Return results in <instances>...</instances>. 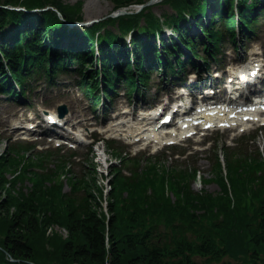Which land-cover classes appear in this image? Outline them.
I'll list each match as a JSON object with an SVG mask.
<instances>
[{
    "label": "trees",
    "instance_id": "trees-1",
    "mask_svg": "<svg viewBox=\"0 0 264 264\" xmlns=\"http://www.w3.org/2000/svg\"><path fill=\"white\" fill-rule=\"evenodd\" d=\"M106 1L119 10L149 0ZM260 1L162 0L159 4L170 7L171 13L155 16L152 5L107 17L82 32L84 39L78 29L63 25V21H82L81 2L0 0V91L16 95L10 78L23 92L41 74L52 82L70 61L81 67L77 71L81 87L97 89L95 71L83 69V51L92 53L89 43L94 39L105 94L115 89L120 76L128 77L131 91L136 79L141 85L148 80L149 73L142 68L146 57H150L151 63L146 64L150 69L173 72V67H185L178 57L174 56L173 63L156 56L171 49L178 56L183 54L175 43L169 46L162 40L155 46L153 37L159 35L161 26L173 27L182 45L194 52L201 45L205 55L216 59L226 39L235 41L234 8L241 15L242 28L252 31L256 17L262 16L255 9ZM18 7L39 11L26 13ZM45 7L55 11L41 10ZM206 8L211 19L204 26L200 14L207 15ZM187 16L203 36L200 33L192 40L186 35ZM242 33L248 36L245 29ZM127 34L130 50L125 43ZM83 41L87 46L83 47ZM123 60H133L134 69L128 68L129 62L121 65ZM121 159L130 165V175L113 168L106 218L95 177L75 175L72 156L35 153L33 146L24 143L10 145L0 155V264H219L225 258L231 261L228 264H264V163L259 154L240 149L226 154V178L215 157L213 181L219 190L214 194L191 189L194 169L165 170L159 160H146L140 168L137 159ZM63 177L70 192L63 191ZM54 227L65 229L67 237L46 236Z\"/></svg>",
    "mask_w": 264,
    "mask_h": 264
},
{
    "label": "rangeland",
    "instance_id": "rangeland-1",
    "mask_svg": "<svg viewBox=\"0 0 264 264\" xmlns=\"http://www.w3.org/2000/svg\"><path fill=\"white\" fill-rule=\"evenodd\" d=\"M62 1L65 4H75L77 2H81L80 14L82 16L81 22L83 23L93 19L101 21L104 18L116 13V11L113 10V4L106 0ZM131 9L134 8L132 7ZM151 12H153L155 16H159L163 13H171V8L168 6L155 4L151 8ZM109 29L116 33L115 28ZM254 32V38L246 40L244 42V45L240 44L239 47L235 49L231 46V43L223 44L221 48V55L219 56L221 57L223 64L228 63L227 61L229 59L239 58L240 55L243 61L247 60L248 55H246L245 53L246 50L250 49V51H255L254 47H260V49L257 51L264 52V20L262 19V17L258 18L257 24L256 26H254ZM197 55L199 57L203 55V52L200 51V48H197ZM213 64L214 62L209 63L208 69H211L213 67ZM188 69H190V66L186 67L187 71H189ZM203 74L204 73L200 71L198 84H200L201 81L199 80ZM160 76L161 75L159 73L153 74L151 81L148 84V88H143L141 91H139V93H137V97L140 98V96L144 92L147 95V98H149V101L152 102V104L160 101V96H163L164 94L162 92H159L158 89L165 86V82H162ZM193 78L191 79L192 81L194 80ZM77 80L78 76H64L63 74H61L59 77H56L54 79V83L50 85L46 84L41 78L36 83H33L31 90L27 91L25 96H22V98L20 99L16 100L8 99L6 97H0V155L5 153L7 144H10L14 142L15 139L22 137L19 134L16 135L14 130L10 129V124L14 123V120H18V122H21L24 120H34L38 117L42 119L44 117L43 111L56 114V108L61 104L65 105L67 108V113L63 118V120H66V123H68V125H66L65 127H67V129L72 128V130L81 132L84 135L86 134L85 128L94 126L93 124L95 122L99 131H105L106 135H117L118 132L112 134V132L109 131V128L111 126H114L116 123H114V125H111L113 123L109 121L110 123L108 122L106 124V121L108 119H111L112 121L119 118L118 113L123 109L125 110V108H128L127 110H138V107H135V105H140L139 99L136 102V96H127L123 89H119L110 104H107L108 102H99V106L95 108L92 106V102L91 100H89L88 96H86L83 91L77 86ZM166 85L170 86V84ZM188 86L190 88L192 87L191 84H189ZM171 88L175 91L177 89L176 86H172ZM164 99L167 100V97L164 96ZM126 101H128L129 103L126 104ZM126 120H130V118L120 117L118 123L121 124L122 121L126 122ZM120 124H116V127H118ZM65 127L59 128V130L64 129ZM252 133L254 134H252L251 137H255V144L258 146L260 151L264 152V132L256 130ZM65 134H68V131L65 132ZM72 134L75 135L74 133ZM233 134L234 133H230L229 131L214 132L210 134L209 136L204 138V143L206 146L209 145V149L214 144V142L216 146L212 147L211 150L208 149L205 151H196L195 153H191V157H188L187 160H185L184 157H176L179 159H175L176 154H174L175 152L173 150H170L167 153L165 152L166 160L162 165L164 169L167 170L173 164L177 165L178 167H181L183 163L191 164L193 167L199 169L198 175H200V177H198L195 181L190 182L191 188L193 190L203 189L209 193H215L218 191V185L215 182L207 183L208 181H203V179L209 180V178L213 176L211 172V165L214 158L213 155H211V151L218 150V152H220L222 144H226L229 146L235 144V142L237 141L235 139L236 134ZM243 141L245 142V140H242V142ZM190 143L191 141L183 143V147L178 149V151H185L187 154L190 152V150L193 151V147ZM244 144L245 143H239L238 146H243ZM47 146L48 145L42 144V146H39L38 150L46 149ZM114 146H118L123 151H134L132 147H128L124 144L123 146L120 144H115ZM102 150L105 151V156L102 155ZM106 151L108 150L103 142H100L98 144V147L94 148L90 146L86 147L85 145H80L78 150L76 151L78 158L76 159L77 166L75 168V171L79 174L77 175L78 177L84 176L85 173L93 175L98 181L99 188L103 189V193L105 191L104 195L106 194V190L109 189L107 180H111L112 178L110 174H112V170L114 168L113 166L120 165V160H116L114 157H111L106 153ZM88 157L91 158L92 165L85 164V160ZM143 167L144 166H141L140 168ZM64 183V189L66 191H70V187L65 182V180ZM104 187H106V189H104ZM103 203L104 202L102 201V204ZM54 235H59L62 238H66L67 232L63 228L54 227L53 229H49L46 236L53 237ZM222 262L227 263L231 261L225 259ZM222 262L220 264H222Z\"/></svg>",
    "mask_w": 264,
    "mask_h": 264
},
{
    "label": "bare ground",
    "instance_id": "bare-ground-1",
    "mask_svg": "<svg viewBox=\"0 0 264 264\" xmlns=\"http://www.w3.org/2000/svg\"><path fill=\"white\" fill-rule=\"evenodd\" d=\"M135 8H136V6H135ZM161 54H162V52H159V53H157L156 56H160ZM187 99H189V98H187ZM132 128H130L129 132L126 134L128 139H132L135 137L143 138L147 134H149L150 136H153V139H155V140L159 139V137L154 132L152 133L149 128H147L144 131H140L138 128L133 130ZM143 132H145V133H143Z\"/></svg>",
    "mask_w": 264,
    "mask_h": 264
},
{
    "label": "water",
    "instance_id": "water-1",
    "mask_svg": "<svg viewBox=\"0 0 264 264\" xmlns=\"http://www.w3.org/2000/svg\"><path fill=\"white\" fill-rule=\"evenodd\" d=\"M155 1H159V0H150V1H148L146 3V5H149V4H151V3L155 2ZM122 14H127V12L126 11H119V12H117V14H115V16L122 15ZM62 113H64V109L63 108H61L60 115H62Z\"/></svg>",
    "mask_w": 264,
    "mask_h": 264
}]
</instances>
